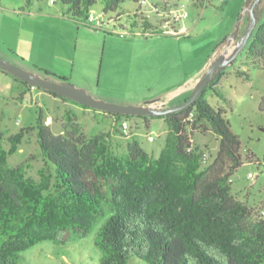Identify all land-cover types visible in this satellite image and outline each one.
<instances>
[{
  "label": "rangeland",
  "instance_id": "1",
  "mask_svg": "<svg viewBox=\"0 0 264 264\" xmlns=\"http://www.w3.org/2000/svg\"><path fill=\"white\" fill-rule=\"evenodd\" d=\"M254 2L210 0L202 6L196 0H121L116 10L105 12L99 0L87 14L92 13L96 20L89 22L87 17L73 18L61 0H0V57L52 81L60 79L45 70L65 77L97 100L133 106L166 102L178 87L190 83L208 57L220 53L229 58L236 51L250 26ZM258 10L260 23L264 21V0ZM184 12L188 15H182ZM144 20L150 22V28ZM237 70L247 71L250 78L238 76ZM217 92L209 88L207 99L216 108L224 107L242 141L243 164L232 176V192L258 213L264 209V69L251 63L246 46L227 66ZM40 108L57 134L64 132L68 116L77 118L87 134L110 132L111 149L121 157L128 154L133 136L157 157L169 128L161 117L152 116L149 126L142 117H127L130 128L126 136L115 128L113 115L37 86L28 88L0 67V131L9 135L35 124ZM194 141L206 150L211 163L219 148L218 137L212 132L196 133ZM4 145L10 147L7 140ZM249 151L255 154L253 159H247ZM28 159L27 176L40 180L47 163L35 131L26 135L8 162L16 166ZM56 188L54 185L55 193ZM112 214L107 192L103 213L89 231L70 233L66 244L59 245L43 237L45 232L35 230L33 244L20 252V262L102 264L103 252L96 239ZM127 264L148 263L132 256Z\"/></svg>",
  "mask_w": 264,
  "mask_h": 264
},
{
  "label": "trees",
  "instance_id": "2",
  "mask_svg": "<svg viewBox=\"0 0 264 264\" xmlns=\"http://www.w3.org/2000/svg\"><path fill=\"white\" fill-rule=\"evenodd\" d=\"M61 1L73 18L88 19L99 0ZM102 1L105 12L116 10L121 2ZM209 1L196 0L202 6ZM259 3L246 53L254 66L264 69V21L259 23ZM143 24L151 27L148 20ZM226 69L213 75L191 105L157 116L169 127L157 157L135 136L128 143V154L118 156L111 149L110 132L87 134L73 116H68L64 132L57 134L42 108L35 124L9 135L0 131V264H23L20 252L33 244L35 230L59 245L66 244L70 233L89 231L103 213L107 192L113 214L96 239L103 252L102 264H127L132 256L148 264H264V216L232 192V176L243 164L241 138L233 131L224 107H214L206 97L209 88L218 93ZM237 74L250 78L247 71L237 70ZM16 78L33 89L30 82ZM105 113L113 115L115 128L126 136L121 126L127 117H142L147 126L152 117ZM30 131L36 132L46 158L40 180L27 176L29 159L16 166L8 162ZM208 132L219 139L211 163L206 150L194 141L196 133ZM254 157L253 152L247 153V159Z\"/></svg>",
  "mask_w": 264,
  "mask_h": 264
},
{
  "label": "water",
  "instance_id": "3",
  "mask_svg": "<svg viewBox=\"0 0 264 264\" xmlns=\"http://www.w3.org/2000/svg\"><path fill=\"white\" fill-rule=\"evenodd\" d=\"M261 0H255V2L250 7L251 10V23L243 35L240 38L239 46L236 51L229 57L225 58L223 55L218 56L213 63L208 68L205 75L201 78L198 84L195 87L194 92L191 94L189 98L184 100L181 103L157 108L151 105H118L114 103L105 102L102 100H97L89 95L85 89L77 88L75 85L70 83L67 80H60V81H52L48 78L42 77L40 75L32 74L31 72L14 65L13 63L9 62L8 60L0 57V67L3 69L15 74L16 76L22 78L25 81L30 82L31 84L46 89L54 91L58 94H61L65 97L71 98L79 103L94 107L96 109H100L106 112L112 113H123L128 115H146V116H160L165 115L172 112H177L182 110L189 105H191L200 95V93L209 85L213 75L224 69L228 66L240 53V51L246 46L248 43L256 25H257V17L255 15V7ZM237 35V31L234 32L231 36V40Z\"/></svg>",
  "mask_w": 264,
  "mask_h": 264
},
{
  "label": "crops",
  "instance_id": "4",
  "mask_svg": "<svg viewBox=\"0 0 264 264\" xmlns=\"http://www.w3.org/2000/svg\"><path fill=\"white\" fill-rule=\"evenodd\" d=\"M261 23V22H260ZM176 40L178 41H182L181 38L182 37H175ZM231 40V39H230ZM232 41V40H231ZM237 41V40H236ZM234 41L233 43L229 44L230 46L233 47V45H235L234 43L236 42ZM228 45V46H229ZM184 55V54H183ZM220 53H218L217 56H219ZM217 58V57H216ZM216 58H212V57H208V59H206L202 65L194 72V76L192 77L190 83H188L186 86L185 84L181 85L180 87H178L176 89V91L172 94L171 96V100H168L166 102H161L164 104V106H171L174 104H178L180 102H182L183 100H185L187 97H189V94H192L195 90L196 85L198 84V82L201 80V78L205 75V73L207 72L208 68L210 67V65L213 63V61ZM185 61V60H184ZM183 66V64H182ZM185 66V64H184ZM183 66V67H184ZM220 84V83H219ZM188 94V95H187Z\"/></svg>",
  "mask_w": 264,
  "mask_h": 264
},
{
  "label": "built area",
  "instance_id": "5",
  "mask_svg": "<svg viewBox=\"0 0 264 264\" xmlns=\"http://www.w3.org/2000/svg\"><path fill=\"white\" fill-rule=\"evenodd\" d=\"M144 1V0H143ZM222 2L226 1V0H221ZM182 15L184 16H187L188 13L187 12H184ZM177 17H180V14L177 15ZM176 17V18H177ZM89 22H94L96 20L95 16L91 13V15L89 16L88 18ZM36 86L35 85H32V88H35ZM151 106H154V107H157V108H163L164 104L163 103H152L150 104ZM129 121L128 120H123L122 122V126H121V129L123 130V132H125L126 134L129 133ZM151 139H153V137L151 136ZM260 214L262 216H264V209L260 211Z\"/></svg>",
  "mask_w": 264,
  "mask_h": 264
},
{
  "label": "flooded vegetation",
  "instance_id": "6",
  "mask_svg": "<svg viewBox=\"0 0 264 264\" xmlns=\"http://www.w3.org/2000/svg\"><path fill=\"white\" fill-rule=\"evenodd\" d=\"M60 81V80H59Z\"/></svg>",
  "mask_w": 264,
  "mask_h": 264
}]
</instances>
